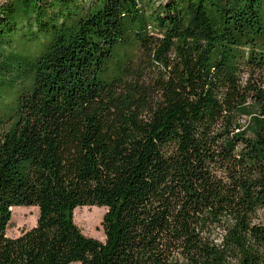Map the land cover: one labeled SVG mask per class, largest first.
Returning a JSON list of instances; mask_svg holds the SVG:
<instances>
[{
  "label": "trees",
  "instance_id": "obj_1",
  "mask_svg": "<svg viewBox=\"0 0 264 264\" xmlns=\"http://www.w3.org/2000/svg\"><path fill=\"white\" fill-rule=\"evenodd\" d=\"M18 37L45 50L0 83V264H264L237 228L207 236L264 204V0H0V61Z\"/></svg>",
  "mask_w": 264,
  "mask_h": 264
},
{
  "label": "rangeland",
  "instance_id": "obj_2",
  "mask_svg": "<svg viewBox=\"0 0 264 264\" xmlns=\"http://www.w3.org/2000/svg\"><path fill=\"white\" fill-rule=\"evenodd\" d=\"M14 47V50L23 53L25 57L17 61H8L5 59L0 61V83H7L9 86L13 84L20 86V84L23 85L30 81L33 73L32 58L41 54L45 50V47L40 43V40H29L20 37L14 39ZM3 95L5 100L7 95L6 90L3 92ZM2 101L3 100L0 98V111L11 104V102L4 103V101ZM251 113L252 114L241 117V124L247 133V137L249 139H254L256 131L258 130V123L254 121L257 114L253 111ZM106 211L107 210L102 207L85 205L76 209L74 212V220L86 236L104 241L105 235L102 222ZM12 213V221L7 229L8 238H18L23 233L34 228L37 224L39 217V209L37 207H15ZM248 219V224L251 228L248 232L241 231L238 220L230 219L228 221L229 225L227 226L228 230L213 228L210 233H207L208 239L215 246L222 248L226 242V238L230 236L229 230L237 228L239 232L244 233L248 248H250L251 251L264 255V241L259 237L258 233H254L255 228L261 229L264 227V204L258 205V207L252 211ZM180 264L191 263L189 260L182 257L180 259Z\"/></svg>",
  "mask_w": 264,
  "mask_h": 264
}]
</instances>
